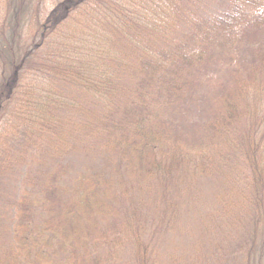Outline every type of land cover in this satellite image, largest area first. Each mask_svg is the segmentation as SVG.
<instances>
[{"label": "trees", "instance_id": "16d2710c", "mask_svg": "<svg viewBox=\"0 0 264 264\" xmlns=\"http://www.w3.org/2000/svg\"><path fill=\"white\" fill-rule=\"evenodd\" d=\"M97 1L69 0L42 20L40 15H31L32 0H14L8 1V10L0 16V126L1 121L17 112L26 124L35 127L37 118L55 129L59 123L46 112L39 117L36 107L44 104L33 97H51L62 92L64 86H86L93 93V105L84 114L94 115L84 122L77 118L65 121L63 135H56L50 150L33 157L31 164L47 165V174L42 189H33L36 179L18 187L21 206L14 209L13 223L0 222L3 237L12 238L6 247L0 244V264L100 263L96 253L107 237L100 224L109 225L120 209L114 200L103 198L116 187H127L122 180L117 184L99 181L93 160L99 157L100 145L108 163L112 160L103 152L123 150L121 159L128 165L126 179L157 183L159 180L152 181L149 176L161 173L164 203L171 209L164 212L171 216L167 223L170 231L182 227L172 226L181 220L177 214L183 209L179 204L172 205L178 198L170 194L183 191L186 210L192 213L207 201L203 189L215 183L219 187L215 195L220 206L207 209L203 219V225L209 226L207 232L197 228L200 236L193 237L186 255L164 258L168 251L163 249L164 253L159 254L161 264H206L212 233L219 232L226 235V242L219 244L233 245L227 248L228 263L237 264L241 261L239 252H245L247 264H264V85L254 95L253 111L240 99L227 103L196 143L197 150H184L178 141L170 139L163 132L162 121L168 108L183 98L191 77L216 56L235 52L242 42L253 43L262 33L264 0H202L196 5L197 17L194 12L185 18L175 13L178 0H121L127 5L135 2V12L161 34L158 47L143 45L141 54L145 55L134 59L106 33L91 26ZM123 11L107 10L120 23L129 16ZM116 29L113 24V34ZM85 31L88 34L83 37ZM116 32L121 33L120 29ZM154 37L150 35L149 40ZM113 65L129 75L125 79L135 87L131 93L140 100L135 103V99L128 98L133 111L125 117L117 114L108 119L106 115L101 121L96 103L102 105L101 111L106 110L112 95L121 93L118 84H104L111 81ZM159 100L161 150L154 142L152 126L145 127L143 133L137 128L146 126L150 103ZM44 171L41 168L36 177ZM136 216L132 212L126 218ZM162 230L161 218V235ZM238 243H243L244 249L236 250ZM139 261L146 264V255L142 254Z\"/></svg>", "mask_w": 264, "mask_h": 264}, {"label": "rangeland", "instance_id": "374dc122", "mask_svg": "<svg viewBox=\"0 0 264 264\" xmlns=\"http://www.w3.org/2000/svg\"><path fill=\"white\" fill-rule=\"evenodd\" d=\"M8 1L14 0H0V16L6 9L8 10ZM32 1L31 15L34 17L40 15L43 20L56 7L66 4L69 0ZM200 1L202 0H178L175 13L182 18L192 15L194 12L196 16V5ZM121 4H126V6H121ZM135 4L133 1L130 2V5H127L126 2L121 0H98L94 4L96 5V11L93 17L90 18L91 26L98 28L102 33H106L109 38H112L111 40L121 46V51L127 53L131 59L145 55V53L141 54L143 45L148 44V46L158 47L161 42V34L153 27L151 22H147L146 19L141 17L142 15L135 12ZM138 7H140V3ZM113 8L123 9V12L129 14L128 19L123 21L124 23H120L115 16L111 17L113 15H109L107 10H113ZM133 9L134 11L131 12ZM113 24L117 25L116 31L120 29L121 33L116 31L114 34L112 33ZM85 33L88 34L85 31L83 37ZM150 35L155 37L149 40ZM140 39L143 41L138 44ZM87 40L89 41V39ZM154 43H157V45H153ZM137 44L138 46H136ZM159 52L157 51L155 54L157 55ZM98 61L102 64L99 59ZM106 61L107 59L104 60V62ZM112 72L111 81L104 84H118L116 88L120 89L121 93L112 95V103L107 104L109 108L106 110L101 111L102 105L96 103L95 107L101 121L106 115L108 119L111 116L116 117L117 114L125 117L132 109L129 99H135V103L140 100L131 93L135 87L132 88L131 84L126 81L125 78L129 75H125L122 69L117 70L115 65H113ZM260 85H264V29L261 34L254 38L253 43L242 42L237 51L216 56L205 68L190 78L183 98L175 105L170 106L163 116V132L167 133L173 141H178L184 150L188 148L197 150L196 143L204 137V131L208 130L212 121L218 117L220 112H223V108L227 103L240 99L242 104L245 103V106L253 111L254 95L260 89ZM40 86L43 85L40 84ZM145 95H148V93ZM257 96H259V93H257ZM92 99L93 93H90L86 86L77 88L64 86L62 92L51 97L43 99L33 97V100H39L44 104L41 107H36L39 111V117L46 112L59 123L55 129H52L43 121H37V118L33 122L35 127L32 126V123L26 124V120L19 116L17 112L12 113L5 121H1L0 173L5 176H0V222L9 224L10 220L13 223L16 215L14 209L18 208V205L21 206L18 204L19 197H21L18 192L20 188L18 187H21L22 182L26 181L29 184L36 179L37 184L33 189H42V179L47 174L48 166H42V164L32 165L33 157L44 155L50 150V145L55 140L56 135H63L64 131L61 128L66 127L65 121H73L77 118L84 122L94 117L93 114H84V112L91 111ZM259 103L261 102L259 101ZM146 117V126L141 124L137 125V128L140 129V133H143L145 127L147 129L152 126L154 142L158 143V141H161V100L150 103ZM37 134H40V138L36 137ZM158 145L161 150V144L158 143ZM102 149L103 145H100V148L97 149L99 157L93 160L99 181L101 184L102 181L110 184L109 180H112L117 184L122 180L121 182H126L127 187L124 189L114 187L115 189L108 192L110 194L103 198L104 201L108 202L114 200L113 202L118 204L120 209L109 225H106L107 223L100 224L107 237L96 253L100 261L99 264H144L139 261L142 254L146 255V264H161L159 254L163 249L168 251L164 254V258H167L170 254L186 255L190 250L193 237L200 236L197 228L205 232L209 228V226L205 227L203 225L207 209H218L217 206H220L215 195V192L219 190L216 183L203 189L207 201L201 203L203 208L197 212L190 213L186 210L188 207L185 199H183L185 195L183 191L179 195L170 194V197L178 198L177 203L172 205L179 204L183 208L177 214V217L180 216L181 220L173 224H177L176 226H172L173 228L179 225L182 227L179 230L170 231V226L167 223L171 221V216L164 214V212L171 209L166 207L164 203L165 194L161 192V173L149 176L152 181L159 180L157 183H148L146 182L147 179L142 181L126 179L125 172L128 165L122 162L123 150L116 148L115 151L110 153L103 152L108 154V157L112 160V163H108L101 153ZM7 151L12 152L13 155L9 156ZM3 159L7 161L3 162ZM41 168L45 170V173L40 177H36ZM32 173L35 177L32 176ZM28 187L30 186L28 185ZM8 189H11L12 193H8ZM168 193H171V190H168ZM234 196L237 198L235 194ZM239 199H242L241 193ZM9 201L11 205H9ZM132 212L137 216L127 219L126 215H130ZM161 218L163 222L162 235ZM3 219H6L7 222H3ZM221 233H212L211 240L213 243L211 242L212 247L208 249L206 264H235V262H227L226 256L229 257V249L227 248L233 245L219 244L226 242L225 233H223V236ZM233 237L237 241V236ZM8 241H12V238L3 237L0 231V244L6 247ZM237 245L240 246H236V250L244 249L242 247L243 243ZM244 253L239 252L241 261H236L237 264H247ZM2 256L0 255L1 259ZM64 257L65 254H62V259ZM65 262L69 264V261ZM79 263L85 264L82 260ZM252 264L256 263L253 262Z\"/></svg>", "mask_w": 264, "mask_h": 264}]
</instances>
